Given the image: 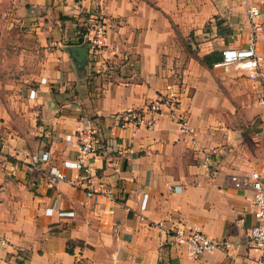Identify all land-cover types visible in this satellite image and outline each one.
Here are the masks:
<instances>
[{"label": "crops", "instance_id": "1", "mask_svg": "<svg viewBox=\"0 0 264 264\" xmlns=\"http://www.w3.org/2000/svg\"><path fill=\"white\" fill-rule=\"evenodd\" d=\"M99 18L115 53L86 43ZM253 21L264 57V0H0V264H256L260 250L243 242L254 192L226 179L264 174V99L233 104L227 88L242 77L221 63L224 48L250 44ZM82 43L84 62L71 51ZM162 93L179 98L197 144L167 110L153 128L122 126ZM89 126L99 148L83 154ZM178 227L235 246L193 256Z\"/></svg>", "mask_w": 264, "mask_h": 264}, {"label": "built area", "instance_id": "2", "mask_svg": "<svg viewBox=\"0 0 264 264\" xmlns=\"http://www.w3.org/2000/svg\"><path fill=\"white\" fill-rule=\"evenodd\" d=\"M250 17L257 18L261 16V11L255 7H248ZM260 22L253 21V31L250 38V44L242 47H226L222 50V64H235L242 70L249 78L259 80L264 84V57L258 52L256 47L257 32L261 29ZM87 44H89L90 51L93 53H100L102 50L110 52H117L115 43L110 37V26L103 19H96L90 25V30L87 35ZM124 59L130 60V54L125 52L122 54ZM179 98L174 93H162L153 99L145 109L132 110L122 116L124 119L122 126H133V133L141 126L146 124L148 128H153L158 116L164 111H168L171 115L176 117L179 123L181 132L190 136L192 144H197L196 131L190 124L185 115L178 111ZM148 113V114H147ZM148 115V117H147ZM86 132L80 131L77 140L78 149L83 154L94 153L99 148V135L97 130L90 126ZM217 152L216 149H211L205 152L204 161L202 165L210 168L213 164L212 155ZM38 156H34V161H39ZM52 179L56 182L65 179L66 175L60 171H54ZM227 183L237 188H249L254 192L253 210L255 222L248 227L243 242L251 248L260 250V255L256 264H264V174L263 170L253 169L246 173H232L227 179ZM170 187H172L170 185ZM112 194L111 191H108ZM174 240L178 244L188 245L193 256H197L203 252H210L216 249L230 250L235 246V242L228 239H214L208 236L198 227L176 228L174 232ZM0 243L5 244L4 239H0ZM240 244V241L237 242Z\"/></svg>", "mask_w": 264, "mask_h": 264}, {"label": "rangeland", "instance_id": "3", "mask_svg": "<svg viewBox=\"0 0 264 264\" xmlns=\"http://www.w3.org/2000/svg\"><path fill=\"white\" fill-rule=\"evenodd\" d=\"M184 43L185 45L188 46L187 40H184ZM223 67L227 70L226 72L229 75L232 71H236L237 73H239L240 77H242L241 82L243 83V86H239L238 88H236L234 85L231 84L230 87L227 88L228 94H231L232 96H235V97L238 96V100L236 98L232 99L233 104H237L241 108L244 107V109H246L247 107L250 106L249 104L250 101H254L255 99H259V101H262L264 99V97L260 95L259 91L256 90V87L253 86L254 82L250 81L243 74H241L240 69L236 67L235 64H224ZM239 75H237L236 77L238 78ZM252 89H255V91H252ZM214 116L215 117L213 119L212 124L217 125V126L221 125L223 127L224 113L220 114L219 111H216ZM227 117L229 118V116ZM228 120L231 122V126L235 125L234 119L232 120L228 119ZM252 121H253L252 119L245 120V122L243 123L244 128L252 127L254 125ZM216 139H219V138L216 136ZM215 146L221 147L219 143L216 144Z\"/></svg>", "mask_w": 264, "mask_h": 264}, {"label": "water", "instance_id": "4", "mask_svg": "<svg viewBox=\"0 0 264 264\" xmlns=\"http://www.w3.org/2000/svg\"><path fill=\"white\" fill-rule=\"evenodd\" d=\"M71 51L78 61L80 62L87 61L88 51H87V45L85 43L72 46Z\"/></svg>", "mask_w": 264, "mask_h": 264}]
</instances>
